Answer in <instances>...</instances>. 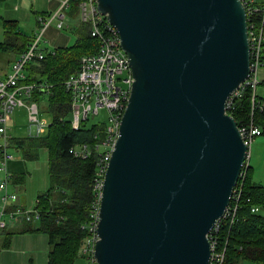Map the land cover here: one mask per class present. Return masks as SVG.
<instances>
[{
  "label": "water",
  "instance_id": "obj_1",
  "mask_svg": "<svg viewBox=\"0 0 264 264\" xmlns=\"http://www.w3.org/2000/svg\"><path fill=\"white\" fill-rule=\"evenodd\" d=\"M134 82L102 189L96 264H210L249 146L227 102L249 78L242 0H97Z\"/></svg>",
  "mask_w": 264,
  "mask_h": 264
},
{
  "label": "built area",
  "instance_id": "obj_2",
  "mask_svg": "<svg viewBox=\"0 0 264 264\" xmlns=\"http://www.w3.org/2000/svg\"><path fill=\"white\" fill-rule=\"evenodd\" d=\"M247 11L248 36L251 51V70L249 78L242 85H249L256 93L258 70L264 64V0H242ZM72 0H59L56 9L39 14V30L34 34L26 49L20 52L12 63L10 72L0 77V137L4 143L0 144V231L12 221H31L40 218L39 211L26 209L18 203L17 193L9 189L13 181V174L9 163L16 156L8 148L14 145L9 135L11 115L17 106L27 108L31 125L35 126L37 135L47 132L51 122L41 119L40 100L35 94L50 92L52 84L47 80L27 81V66L33 60L42 59L49 52L54 53L55 47L44 46V36L48 28L55 23L58 28L70 25L67 8ZM80 21L88 22L90 33L100 42L95 52L84 54L79 66L64 80V85L71 96V124L73 128H95L94 142H76L70 152L78 158L96 156V170L93 179L95 200L91 206L90 217L84 225L88 236L82 247L86 264H96L95 244L99 238L97 224L99 221L100 201L105 175L112 155L114 143L120 135L122 116L127 106L134 76L127 52L122 47L121 37L116 26L98 9L97 0H82L79 3ZM241 85V86H242ZM240 88L234 94H240ZM253 95V106L255 97ZM227 102V109L232 105L231 97ZM261 104L263 99H258ZM107 110V120H98L89 126L90 119H96L103 109ZM229 112V111H228ZM230 113V112H229ZM244 141L248 146L253 140L262 135V127L254 123L253 119L239 126ZM248 159L243 167L241 176L246 175ZM241 188L236 185L224 218L231 222L239 207ZM258 205L252 207L253 211ZM222 219L209 233L211 240L210 264H226V244L222 247L218 243L216 232L219 231ZM263 264V263H258Z\"/></svg>",
  "mask_w": 264,
  "mask_h": 264
},
{
  "label": "trees",
  "instance_id": "obj_3",
  "mask_svg": "<svg viewBox=\"0 0 264 264\" xmlns=\"http://www.w3.org/2000/svg\"><path fill=\"white\" fill-rule=\"evenodd\" d=\"M82 0H72L71 11L79 10ZM14 21L7 20L5 37L0 41V53L12 51L16 55L26 49L33 36L27 37ZM8 24H12L8 26ZM78 32L76 43L71 46H57L55 52H49L42 59L28 63L27 81L47 80L52 84L49 95L48 111L53 120L43 135L13 137V143L21 149L26 160L39 157V148L49 150L48 173L49 187L37 196L35 208L40 218L26 221L21 230H40L48 233L50 241L48 264H74L81 254L82 247L88 236L84 226L90 217L91 206L95 200L93 179L96 170V156L78 158L70 152L76 142H94L95 128H73L71 124V96L64 85V80L79 66L84 54L95 52L100 42L90 33L88 22L80 21L74 27ZM240 94L231 97L232 105L228 111L242 126L253 119L262 127L264 134V103L253 94L249 85L240 87ZM253 95L255 102L253 106ZM38 100L42 94H35ZM12 139V138H11ZM1 157V148H0ZM246 175L240 177L237 186L241 188L239 207L235 220L229 218L221 221L216 235L220 246L226 244V264H236L240 259H251L264 264V184L254 181L251 166L248 164ZM15 181L24 182L26 175ZM233 203V199L231 200ZM259 209L253 211L252 207ZM3 246L11 243L13 231L5 227Z\"/></svg>",
  "mask_w": 264,
  "mask_h": 264
},
{
  "label": "rangeland",
  "instance_id": "obj_4",
  "mask_svg": "<svg viewBox=\"0 0 264 264\" xmlns=\"http://www.w3.org/2000/svg\"><path fill=\"white\" fill-rule=\"evenodd\" d=\"M56 7L54 1L50 0H30L29 2H27V0H0V41L4 40L5 37V27H3L4 19L18 18L24 34L31 37L33 35V30L36 29V14L38 12L54 10ZM71 8L72 5L67 8L70 22H72V24L80 22V10H78V12L75 10V15H72L70 13ZM49 29L50 30L47 31L44 36V39L48 40V42L45 41L43 43L44 46L53 48L55 46H71L76 43L78 32L75 28L65 27L60 29L56 27L54 23ZM14 57L15 53L12 51L0 53V75L11 70L12 63L15 60ZM48 96L49 95H45V97L40 100L41 119L44 118L52 122V113L48 111ZM12 118L13 120L9 125V135L14 137H27L31 135V122L26 107L17 106L12 113ZM98 120L108 121L107 110L105 108L96 119H90L89 126L96 123ZM2 143H4V139L0 137V144ZM8 150L16 156L9 163L10 170L16 173H27L25 185H18V187L16 185L15 190L13 188L14 181H12L9 185V189L17 193L19 198L21 197L20 201L24 203L26 209L33 210L35 208L38 193L46 190L50 184L48 175L49 150L46 147H40L38 150L39 157L34 160H26L23 157L21 149L15 145L9 146ZM248 158H250L249 164L251 163V165L258 170L257 176H264V162L261 160V158L264 159V134L253 140L250 144ZM23 223H26V221H23ZM77 264H86V258L80 257Z\"/></svg>",
  "mask_w": 264,
  "mask_h": 264
},
{
  "label": "crops",
  "instance_id": "obj_5",
  "mask_svg": "<svg viewBox=\"0 0 264 264\" xmlns=\"http://www.w3.org/2000/svg\"><path fill=\"white\" fill-rule=\"evenodd\" d=\"M29 1L30 0H27V2H29ZM33 1H35V0H33ZM50 1H54L55 7L57 5H59L58 0H50ZM50 11H52V10L45 11V12H50ZM41 13H44V12H38L36 14V17H37L36 22L37 23H36V29L33 30V35L39 30L40 23L38 21V17H39V14H41ZM7 20L14 21L13 25L8 24V26L12 25L13 27H18L21 30V32L24 33V31H22V29L20 27V23H19L18 18L15 17V18L4 19L3 27H7V25L5 24V22ZM76 26H77V22L74 24H72V22H70V25L67 28H70V27L74 28ZM49 30L50 29L48 28L47 31H49ZM27 37H30V36H27ZM46 41L48 42V40H46ZM55 47H57V46H55ZM17 55L15 54L14 59L17 57ZM8 72H10V71H8ZM8 72H5L4 74L0 75V77L6 75ZM258 81H259V83L256 87V93L258 95V99L264 100V64L258 70ZM42 96L45 97V94H43ZM12 120H13V118L11 115V122H12ZM30 126H31V135L30 136L37 135V132L35 130V126L31 125V124H30ZM259 136H262V135H259ZM259 136H257L255 139H257ZM13 137L14 136H12V141H14ZM14 145L17 147V144L14 143ZM249 157H250V155H249ZM249 159L250 158H248V164H249ZM257 160H258V158H257ZM261 160L264 162L263 158H261ZM255 163H256V161H255ZM249 165L251 166L253 180L264 184V176H262V175L257 176L258 170H256L254 168V166L251 165V163ZM256 167H257V165H256ZM11 169H12V166H11ZM12 174L14 177L13 178V181H14L13 188L15 190H16V185L18 187V185H25L26 184L27 173L12 172ZM24 174L26 175L24 182L20 183V182H17L14 180L15 177L20 179L22 177L21 175H24ZM48 175H49V173H48ZM20 200H21V197L19 198V203L21 204V206L24 207L25 206L24 203ZM36 203H37V200H36ZM35 206H36V204H35ZM23 227H24V225L22 223V220L9 222V224L7 225V229L10 231H13L14 233H12L11 243L8 246H3L5 233L0 232V264H48L49 250H50V241H49L48 233H46L44 231H40V230H38V231H36V230L24 231V230H21ZM80 257H84L82 251H81V254L78 257V259L74 262V264L78 263V260L80 259ZM236 264H258V263L254 262L251 259L244 258V259H240Z\"/></svg>",
  "mask_w": 264,
  "mask_h": 264
}]
</instances>
